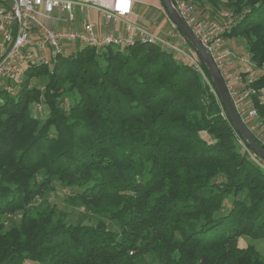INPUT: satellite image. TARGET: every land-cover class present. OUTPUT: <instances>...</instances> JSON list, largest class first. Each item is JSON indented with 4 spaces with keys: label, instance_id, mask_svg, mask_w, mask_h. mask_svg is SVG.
Returning <instances> with one entry per match:
<instances>
[{
    "label": "trees",
    "instance_id": "obj_1",
    "mask_svg": "<svg viewBox=\"0 0 264 264\" xmlns=\"http://www.w3.org/2000/svg\"><path fill=\"white\" fill-rule=\"evenodd\" d=\"M194 2L210 19L229 7L225 40L264 64V0ZM27 68L14 95L0 88V264H264L246 242L264 240V171L191 64L137 42ZM252 102L264 125V102ZM56 182L75 189V222L34 203Z\"/></svg>",
    "mask_w": 264,
    "mask_h": 264
},
{
    "label": "built area",
    "instance_id": "obj_2",
    "mask_svg": "<svg viewBox=\"0 0 264 264\" xmlns=\"http://www.w3.org/2000/svg\"><path fill=\"white\" fill-rule=\"evenodd\" d=\"M135 0H0V88L14 95L32 65H50L66 47L72 44L91 45L96 52L107 45L131 46L137 42H157L164 49L177 54L191 64L211 85L202 71L198 57L169 19L171 29L165 36H156L133 23ZM183 21L205 47L224 80L233 106L251 132L260 123L252 102L257 94L264 102V86L252 84L264 75V64L258 66L248 56L235 54L224 48V34L235 22L231 10L222 12L220 18L200 15L192 0H172ZM93 8L105 20L126 19L125 32L100 31L90 19L88 9ZM79 13V14H78ZM78 17H77V16ZM77 23L74 25L75 20ZM62 22L69 23L60 28ZM73 51V50H71ZM70 51V52H71ZM229 65H236L228 68ZM212 86V85H211ZM37 103L35 110L42 112ZM255 121H257L255 123ZM241 150L264 171V158L256 155L242 139Z\"/></svg>",
    "mask_w": 264,
    "mask_h": 264
},
{
    "label": "rangeland",
    "instance_id": "obj_3",
    "mask_svg": "<svg viewBox=\"0 0 264 264\" xmlns=\"http://www.w3.org/2000/svg\"><path fill=\"white\" fill-rule=\"evenodd\" d=\"M141 1L145 2L146 4L152 5V6L155 5V7H156V5L157 6H161L159 0H141ZM192 1L194 2V0H192ZM137 4H138V2H137ZM194 5L196 7L197 12L202 14L203 17L207 15V11L209 9L208 5H207L208 6L207 9H205L204 11L202 10V8L200 6H198V3L194 2ZM227 9L230 10V8L228 7L226 9H224L223 11H225ZM159 10H161V12L163 14L164 11H163L162 7ZM88 11H89L91 19L93 21H96V19H97L96 18L97 17L96 13L94 11H92L91 9L88 10ZM164 14H165V12H164ZM77 20L78 19L75 20L74 25L77 23ZM69 25H70L69 23L62 22L59 27L60 28L61 27L62 28H66ZM226 45H227L226 47H228V50L232 51L235 54H239V55H243V56H248L249 55L246 47L244 46L245 45L244 41L241 38H239V37H233V38L227 39L226 40ZM78 46L79 45L76 44V43L72 44V45H69V47L65 48V50H66L65 53L70 52L71 50H75L76 51ZM232 66L229 65L228 68H232ZM234 66H236V65H234ZM31 84H34V85H36L39 88H43L44 78L43 77L34 78V79L31 80ZM36 113H37V111H36ZM37 115H39V113ZM256 122L257 121H255V123ZM254 133L259 138V141L264 142V125L259 124L258 126H256V128L254 129ZM74 191H75V189L64 187V186L60 185L58 182H56L55 185H54V188H46L45 189L44 194H43V196H45L44 199L42 197H40L34 203L38 204L39 200L41 201L40 203H44L45 200L54 202L55 205H56L57 211H58V216L61 217V219L65 220L66 222L67 221L75 222L77 217H78V215H79V209L72 207L69 204V200H67L68 195L70 193L74 192ZM7 217L9 219V221L11 220L14 223H18L19 219H20V213L17 212L15 214H9V215H7ZM246 242L254 244L256 246V248L258 249V251L262 255H264V240H260V239L255 240V239L246 237ZM239 244L241 246H244L245 245L244 240H239Z\"/></svg>",
    "mask_w": 264,
    "mask_h": 264
},
{
    "label": "water",
    "instance_id": "obj_4",
    "mask_svg": "<svg viewBox=\"0 0 264 264\" xmlns=\"http://www.w3.org/2000/svg\"><path fill=\"white\" fill-rule=\"evenodd\" d=\"M164 8L169 16V19L175 25L180 34L189 42L198 58L204 63L207 69V75H209L210 81L213 88L222 104V107L229 119V121L234 125L238 134L240 135L242 141L259 157L264 158V147L260 145L255 136L251 131L246 128L245 124L241 121L238 116L233 103L228 94L227 88L225 86L224 80L217 68L215 62L213 61L209 52L200 43V41L193 34L191 29L188 27L183 18L180 16L179 12L175 8L172 0H162Z\"/></svg>",
    "mask_w": 264,
    "mask_h": 264
},
{
    "label": "crops",
    "instance_id": "obj_5",
    "mask_svg": "<svg viewBox=\"0 0 264 264\" xmlns=\"http://www.w3.org/2000/svg\"><path fill=\"white\" fill-rule=\"evenodd\" d=\"M138 2V4H137ZM154 5V4H153ZM94 11L93 8H89L88 10ZM161 6L155 7L149 4H146L145 2H142L141 0H135L134 2V14L130 17V20L145 28L149 32L155 34L156 36H165L167 32L170 31L171 26L169 22V18L166 14H162ZM163 9V8H162ZM164 11V10H163ZM97 15L96 21H93L90 17V19L97 25L98 30L104 31V32H113V33H124L125 32V21L126 19H117L115 21H108L105 20L97 11H94ZM89 13V11H88ZM226 40L224 43V48L228 49L226 47ZM233 67H235L233 65Z\"/></svg>",
    "mask_w": 264,
    "mask_h": 264
}]
</instances>
